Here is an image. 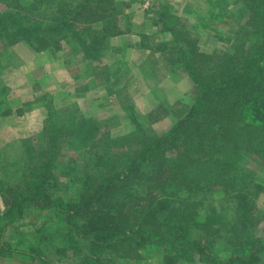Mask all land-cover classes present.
Here are the masks:
<instances>
[{"label": "trees", "instance_id": "obj_1", "mask_svg": "<svg viewBox=\"0 0 264 264\" xmlns=\"http://www.w3.org/2000/svg\"><path fill=\"white\" fill-rule=\"evenodd\" d=\"M243 1L249 15L244 27H250L245 36L251 42L234 45L231 53L202 52L197 40L177 32L169 21L174 15L167 6L158 13V24L171 33L177 49L175 68H183L196 87L192 104L161 135L147 133L130 107L131 121L142 140L137 145L116 144L108 135L107 141H94L86 148L83 167L75 176L81 190L71 203L54 198L50 191L54 186L52 165L60 156L63 138L73 132L68 123L73 119L66 120L52 100H47L43 136L49 147L48 160L31 169L25 190L18 192L16 202L8 201L6 205H14L20 216L29 206L54 207L62 213L70 231L91 243L90 253L81 255L76 264H104L111 258H127L151 244L164 247L163 264H179L181 257L191 254L208 264L258 262L259 253L264 251L262 239L248 240L250 244L234 249L224 260L201 240L177 235L190 213L197 228L210 222L206 205L212 201L210 206L215 209L214 195L220 189L233 203L235 228L246 230L259 221L256 197L264 189V182L261 184L244 166L258 161L256 158L264 161V0ZM12 2L25 13L21 21H13V29L3 32L13 43L31 41L45 33L70 34L87 58L98 60L108 38L129 31L119 18L123 13L119 0H82L80 4H73V0ZM53 4L60 21L46 23L37 13ZM145 38L149 44L143 46L151 51L165 52L169 48L170 42ZM210 63L215 67L211 68ZM183 203L185 207L180 206ZM205 206L201 223L200 209ZM171 222H175L174 234L164 230ZM5 245L11 244L0 239L3 256Z\"/></svg>", "mask_w": 264, "mask_h": 264}, {"label": "rangeland", "instance_id": "obj_2", "mask_svg": "<svg viewBox=\"0 0 264 264\" xmlns=\"http://www.w3.org/2000/svg\"><path fill=\"white\" fill-rule=\"evenodd\" d=\"M119 1L123 12L119 15L121 24L123 21V25L130 30H140V32L145 30L142 34H146L148 38L154 36L163 41L169 38V42L173 39L170 33L162 30L158 24L159 21H156L158 13L167 6L174 15L169 21L175 24L177 32L183 31L186 33L184 36L197 40L199 49L204 53L210 55L231 53L234 45H242L244 41L248 44L251 42L245 36V30L249 33L250 27L247 26L246 29L244 27L249 15L243 0ZM80 2L82 0H73V4H80ZM134 3L135 9H132ZM126 4H131V7L126 8ZM54 6L53 4L52 8L47 10L45 7L37 14H40L46 23L60 21L56 18V7ZM23 14H25L23 11L14 7L12 0H0V40H4L0 42L1 47L8 45L11 49V41L4 37L3 32L6 29H13V21H21ZM10 15L13 18H10ZM137 25L145 27L142 29V27H136ZM64 36L68 40H73L70 34L58 33H45L35 39L39 40L38 45H52L58 38ZM170 43L171 47L173 45L172 52L165 58L169 59V65L170 61L171 65H174L178 54L175 44ZM144 44L148 45L149 39L145 38ZM2 58L5 59L0 55V59ZM86 60L82 72L85 76L90 71L89 61ZM129 63L127 68L121 67L118 73L111 76L112 81L109 85L114 93L105 100H98V103H101L99 112L88 108L86 112L81 113L77 108V103L75 105L74 102L64 98L57 99L54 103L46 91L35 96L34 91L29 90V86L26 94L16 96L11 89L10 93L6 89L9 74L0 75V81L4 84L0 87V239L11 244L4 247L6 256L0 253V264H76L81 255L90 253L91 243L71 232L63 220V214L54 207L29 206L25 209L23 216H20L16 213L14 205H6L8 201L16 202L18 192L25 190L31 169L39 162L48 160L49 147L47 139L43 136L45 114L42 112V106H40L42 109H35L36 104H45L51 99L53 107L66 120L73 119L72 122H68L73 132L63 138L60 144V156L52 165L54 186L50 191L54 198L63 199L67 203L75 201L80 193L81 184L75 180L76 172L83 167L86 148L94 141L105 142L108 140L105 138L109 137L108 135L114 138L116 144L126 145L128 142L129 145H137V142L142 140V134L132 123L130 115L127 116L125 113V107L131 106L132 98L127 90L135 87L140 79H142L140 80L142 89H149L152 92L149 97L145 96L141 101L142 113L139 111L141 115L139 119L147 133L161 135L187 113L197 90L185 70L181 67L172 68V66L170 70L169 66V68L155 70L154 74L146 72L141 76L142 70L136 73V60L131 58ZM210 64L211 68L216 65L215 63ZM85 79V77L81 78L82 85H70L69 89L86 90L90 84L85 83ZM131 93L136 94L134 90H131ZM88 102L89 100H86L85 105ZM128 112H130L129 109ZM10 114L14 117H10ZM115 114L117 116L119 114V117L114 116ZM73 123L77 126L76 129ZM126 137L128 138L125 140ZM256 159L258 161L253 160L243 166L246 170H252L256 180H260L259 182L263 184L264 161ZM222 190L215 192L214 198L217 201L212 204L215 209L212 210L210 206L212 201L207 203V208L205 206L200 209L203 216L198 219V222L204 221L205 208L209 212L210 222L206 225L201 224L197 228L193 213H190V217H184L181 224L184 229L177 235L180 234V237L186 240L194 238L201 240L216 255L227 260L234 249L245 247L248 240H264V189L256 197L255 214L259 221L246 230L235 228L234 213L231 214L233 203ZM254 191L257 190L254 189ZM209 198L212 200L213 193L209 195ZM180 206L185 207V203ZM170 224L164 230L174 234L176 232L175 222ZM172 226H174L173 230ZM187 226H190L189 230H186ZM177 242L179 243L178 240ZM164 253L163 246L151 244L131 252L127 258H111L104 264H163ZM33 258L36 261H33ZM259 258L260 260L255 264H264V251L259 253ZM179 264L208 263L201 261L196 254H191L187 258L181 257Z\"/></svg>", "mask_w": 264, "mask_h": 264}, {"label": "crops", "instance_id": "obj_3", "mask_svg": "<svg viewBox=\"0 0 264 264\" xmlns=\"http://www.w3.org/2000/svg\"><path fill=\"white\" fill-rule=\"evenodd\" d=\"M132 9H135V3ZM143 23L146 24L145 22ZM146 26L148 27L147 24ZM123 27L125 28L126 25H123ZM136 27H142L143 29L145 26L137 25ZM144 31L129 29L125 33L110 37L102 48L100 58L92 60V62L87 57L86 60L84 52L75 40H68L66 37L58 38L52 45H38L39 40L37 38L31 41L11 42V49L8 45L5 47L0 46V55L5 57V59H0V75L9 74V82H6L8 88L6 89H8V93H10L11 89L16 96L22 93L26 94L29 86V90H33L35 96L42 91H46L50 94L49 97L53 99L54 103L55 100L64 98L74 102L75 105L77 103V108L80 109L81 113L86 112L88 108L99 112L101 103H98V100H105V98H109L114 93L113 88L109 85L112 81L111 76L118 73L121 67L127 68L130 65L131 58L136 60V73L142 70L141 76L146 72L154 74L155 70L160 68V70L166 67L169 68V66L170 70L171 66L175 68V65H171V61L169 65V59L165 58V56L171 54L170 52H172L173 48V45L172 47L170 46L169 38L164 39L165 42L169 43L167 51L154 52L143 46L145 36L142 33ZM150 37L156 43L163 42V39L158 40L157 37ZM2 41L4 40L1 39L0 42ZM85 60L89 61L90 66L87 76L82 75L85 68ZM83 77L86 78L84 82L90 84L86 90L69 89L70 85H82L81 78ZM140 80H136L138 83L135 87L128 90L124 89L132 95L130 107L138 117L141 116L139 111L142 113V109H140L141 101L145 96L149 97L150 93H152L149 89H142ZM1 85H4L2 81H0V87ZM173 85L175 86V84ZM131 90H134L136 94L133 95ZM152 97L154 98L153 95ZM152 97L150 96L151 101ZM86 100H89V102L85 105ZM167 103L169 104V102ZM40 106L43 108L42 112L45 114L43 121H45L46 109L44 103L41 105L36 104L34 107L35 109H42ZM130 107H125L127 116L128 114L130 115V112H128ZM114 116H117V114ZM10 117L14 116L10 114ZM117 117H119V114Z\"/></svg>", "mask_w": 264, "mask_h": 264}]
</instances>
